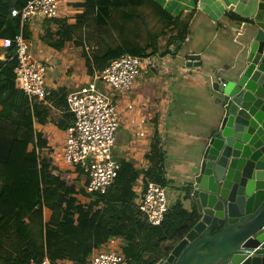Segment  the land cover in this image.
<instances>
[{
  "label": "trees",
  "instance_id": "16d2710c",
  "mask_svg": "<svg viewBox=\"0 0 264 264\" xmlns=\"http://www.w3.org/2000/svg\"><path fill=\"white\" fill-rule=\"evenodd\" d=\"M27 1L15 0L11 5L9 0H0V38L11 36L12 42L19 17L8 20L10 11L21 9ZM75 7L81 12L73 23L57 21L54 45L59 49L71 41L81 46L90 74L125 54L145 57L164 55L170 45L179 49L192 15L172 16L155 0H82ZM161 40H165L163 46ZM85 45L93 47L91 57ZM12 49L14 52V45L8 51ZM13 52L8 62L0 63L4 75L0 80V117L16 128L6 153L0 155V264H26L44 254L56 264L63 259L82 264L94 249L116 237L124 242L122 253L128 264H156L164 259L174 241L192 226L194 212L183 208L177 199L160 225H149L134 204L132 188L139 171L127 161L119 162L117 175L105 193L91 194V206L76 205L72 173L81 170L62 171L53 166L46 136L34 131V113L23 92L15 88ZM160 142L154 136L146 156L151 166L144 175L165 185ZM43 208L51 211L45 224ZM15 229L22 237L17 243L10 233Z\"/></svg>",
  "mask_w": 264,
  "mask_h": 264
},
{
  "label": "crops",
  "instance_id": "0c3cea01",
  "mask_svg": "<svg viewBox=\"0 0 264 264\" xmlns=\"http://www.w3.org/2000/svg\"><path fill=\"white\" fill-rule=\"evenodd\" d=\"M14 1L9 0L11 5ZM81 1H63L56 19L35 18L22 24L19 21L18 27V30L22 28L33 55L47 67L46 87L50 91L51 104L47 106L36 102L30 106L34 113L33 128L35 132L46 136L53 166L62 171L70 169L55 156L62 150L65 128L73 119L67 110L66 97L87 83L92 74L86 68L83 48L71 41L56 48L54 44L58 37L55 32L58 20L64 19L69 24L75 21V15L81 12L75 3ZM155 1L172 16L192 13L189 31L179 49L170 45L168 53L152 55L154 65L141 71L129 91L118 93L108 89L118 111V129L112 154L118 162L127 161L139 171L132 188L135 202L145 182L144 172L151 166L146 157L150 144L154 136L159 137L160 148L164 153L162 178L169 207L181 199L183 208L191 211L189 202L182 199L181 186L190 166L199 156L209 129L215 123L213 113L216 104L208 75L229 66L235 60L244 23L250 17L251 10L249 0ZM12 19L10 15L8 20ZM12 32L8 27V33ZM10 37L0 38V63L8 62L13 52V49L8 51L13 46ZM164 43L165 40L160 41L162 46ZM190 53L200 54L199 66L188 65L187 56ZM3 79L4 75L0 74V80ZM15 129L12 123L0 117L1 156L10 146ZM72 178L76 184L73 195L75 204L84 208L91 206L94 199L84 191L85 178L82 172H73ZM50 215L51 211L43 208V224L48 222ZM10 233L14 242L22 240L17 229ZM123 243L122 238L116 237L100 248L122 253ZM90 255L82 264H86ZM59 264L77 263L63 259Z\"/></svg>",
  "mask_w": 264,
  "mask_h": 264
},
{
  "label": "water",
  "instance_id": "95a60500",
  "mask_svg": "<svg viewBox=\"0 0 264 264\" xmlns=\"http://www.w3.org/2000/svg\"><path fill=\"white\" fill-rule=\"evenodd\" d=\"M249 8L235 60L208 75L215 123L181 186L194 222L156 264H264V0Z\"/></svg>",
  "mask_w": 264,
  "mask_h": 264
},
{
  "label": "built area",
  "instance_id": "2783aa9c",
  "mask_svg": "<svg viewBox=\"0 0 264 264\" xmlns=\"http://www.w3.org/2000/svg\"><path fill=\"white\" fill-rule=\"evenodd\" d=\"M63 1L28 0L21 9L12 8L10 15L19 17L21 24L35 18L56 19ZM12 43L16 60L13 69L16 87L26 96L30 106L36 102L50 106V91L46 87L47 67L31 52L22 28L14 35ZM92 50L91 45H85L89 57ZM153 65L152 55H122L102 71L93 70L92 78L87 83L67 95V110L73 119L65 128L62 150L55 157L69 169L81 170L87 194L105 193L119 169V162L112 154L118 129V111L108 89L118 93L129 91L141 71ZM134 204L149 225H160L169 209L165 186L145 179ZM26 264L56 263L44 255ZM86 264H128V261L120 251L98 248L91 253Z\"/></svg>",
  "mask_w": 264,
  "mask_h": 264
},
{
  "label": "rangeland",
  "instance_id": "374dc122",
  "mask_svg": "<svg viewBox=\"0 0 264 264\" xmlns=\"http://www.w3.org/2000/svg\"><path fill=\"white\" fill-rule=\"evenodd\" d=\"M78 47H80V46H78Z\"/></svg>",
  "mask_w": 264,
  "mask_h": 264
}]
</instances>
